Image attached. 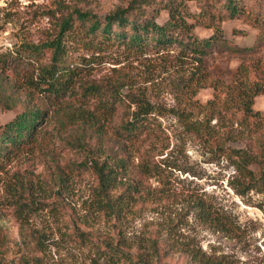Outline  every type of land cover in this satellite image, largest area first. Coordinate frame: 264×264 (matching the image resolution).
Listing matches in <instances>:
<instances>
[{"label":"rangeland","instance_id":"1","mask_svg":"<svg viewBox=\"0 0 264 264\" xmlns=\"http://www.w3.org/2000/svg\"><path fill=\"white\" fill-rule=\"evenodd\" d=\"M130 1L0 0V132L26 110L46 115L32 142L0 156V264H264V182L237 167L240 150L264 157V120H245L237 95L264 91L258 29L222 25L231 48H257L247 54L90 46L75 10L102 19ZM60 35L71 73L55 97L40 78L51 52L36 51ZM115 94L155 108L134 141L116 129L137 106ZM253 109L264 117V94ZM99 170L116 173L105 183Z\"/></svg>","mask_w":264,"mask_h":264},{"label":"trees","instance_id":"2","mask_svg":"<svg viewBox=\"0 0 264 264\" xmlns=\"http://www.w3.org/2000/svg\"><path fill=\"white\" fill-rule=\"evenodd\" d=\"M198 11H194L189 0H131L124 8H118L104 18H98L89 12L75 10V19L79 22L82 35L90 46L114 47L124 46L126 49L144 51L148 47L157 50L177 47L183 54L193 57H203L212 52L228 51L240 54L252 53L260 45L264 44V0H196ZM165 11L168 19L165 23L157 22L159 14ZM242 19L252 27L258 29L257 48H231L224 33L222 25L225 21ZM204 27L212 30L208 38L198 37L194 31L196 27ZM62 34L71 29V17L64 20ZM65 30V31H64ZM43 49L37 50L41 54L44 50L51 52L50 61L42 64L40 78L45 85L47 94L55 97L63 96L69 91L68 80L71 71L66 70L63 62L65 44L61 35L45 42ZM67 76V77H66ZM255 87V86H254ZM242 90L237 95L245 120L261 123L264 117L253 109L256 96L264 94L260 88ZM117 104L124 108L131 103L137 106L135 110L123 112L121 121L116 129V134L122 141H134L148 129L149 115L155 109L145 98L129 95L119 96L115 94ZM130 101V103H129ZM45 112L32 108L16 115L11 121L3 125L0 132V156H4L12 149L20 150L23 146L32 142L38 126L45 120ZM240 161L238 169L243 176L258 184L264 182V160L255 153L240 150L237 153ZM252 165L263 167L261 175L257 178ZM115 176L116 171L108 172ZM101 179L108 183L111 174L106 175L99 170ZM109 253V252H108ZM115 256L117 261L125 259ZM112 259V258H111ZM116 261V260H115Z\"/></svg>","mask_w":264,"mask_h":264}]
</instances>
